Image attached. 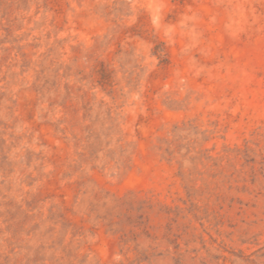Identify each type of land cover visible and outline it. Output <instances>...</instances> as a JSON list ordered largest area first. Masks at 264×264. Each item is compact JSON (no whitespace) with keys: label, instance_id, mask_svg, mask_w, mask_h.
I'll list each match as a JSON object with an SVG mask.
<instances>
[{"label":"rangeland","instance_id":"374dc122","mask_svg":"<svg viewBox=\"0 0 264 264\" xmlns=\"http://www.w3.org/2000/svg\"><path fill=\"white\" fill-rule=\"evenodd\" d=\"M0 264H264V0H0Z\"/></svg>","mask_w":264,"mask_h":264}]
</instances>
